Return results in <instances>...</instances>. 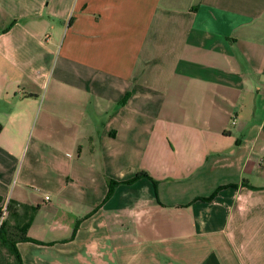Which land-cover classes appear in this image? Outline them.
Listing matches in <instances>:
<instances>
[{"label":"crops","instance_id":"crops-1","mask_svg":"<svg viewBox=\"0 0 264 264\" xmlns=\"http://www.w3.org/2000/svg\"><path fill=\"white\" fill-rule=\"evenodd\" d=\"M0 124L22 264H264V0H0Z\"/></svg>","mask_w":264,"mask_h":264},{"label":"trees","instance_id":"trees-1","mask_svg":"<svg viewBox=\"0 0 264 264\" xmlns=\"http://www.w3.org/2000/svg\"><path fill=\"white\" fill-rule=\"evenodd\" d=\"M2 130V126L0 124V132ZM141 177H146L145 174H138L131 182H128V184L133 183L140 179ZM117 184H110V190L109 194L112 193L113 187H115ZM9 206H7L8 208ZM0 218H1V213H0ZM25 238H17L15 239L14 237H11L8 233V226L3 220L0 223V248L5 249L7 252L8 256H3L0 254V264H22L20 256L18 254V251L16 249V244L18 242L25 241ZM10 257V261L8 260Z\"/></svg>","mask_w":264,"mask_h":264},{"label":"built area","instance_id":"built-area-1","mask_svg":"<svg viewBox=\"0 0 264 264\" xmlns=\"http://www.w3.org/2000/svg\"><path fill=\"white\" fill-rule=\"evenodd\" d=\"M45 200H48L46 197ZM8 216V209L5 207L1 212L0 223Z\"/></svg>","mask_w":264,"mask_h":264},{"label":"rangeland","instance_id":"rangeland-1","mask_svg":"<svg viewBox=\"0 0 264 264\" xmlns=\"http://www.w3.org/2000/svg\"><path fill=\"white\" fill-rule=\"evenodd\" d=\"M9 194H10V192H9Z\"/></svg>","mask_w":264,"mask_h":264}]
</instances>
